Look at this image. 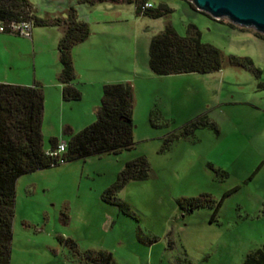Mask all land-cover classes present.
<instances>
[{
    "label": "rangeland",
    "instance_id": "rangeland-1",
    "mask_svg": "<svg viewBox=\"0 0 264 264\" xmlns=\"http://www.w3.org/2000/svg\"><path fill=\"white\" fill-rule=\"evenodd\" d=\"M28 2L38 17L66 10L65 17L73 7L90 31L116 30L100 35L95 44L102 47L88 45L83 51L87 85L78 89L85 96L68 114L75 124L95 102L97 85L126 83L115 80L130 76L119 68L133 66L140 73L128 82L135 99L132 149L60 163L17 179L10 264H80L82 254L100 250L112 254L113 264H245L264 245V39L251 28L213 19L185 0H148L154 7L172 9L158 19L137 16L127 3ZM167 24L180 36L189 25L196 26L201 41L222 52L221 70L141 73L149 68L151 39ZM44 28L33 26L32 31ZM18 48H0V83L25 81L35 65L39 73L45 64L41 49L34 55L23 41ZM230 56L249 58L260 76L230 65ZM152 111L157 125H152ZM52 114L47 111L44 120V149H50L47 133L56 124ZM201 116L216 129L200 128L163 148L166 135ZM62 139H68L63 132ZM141 156L149 162L150 177L128 182L117 195L128 206L127 214L102 195L125 164ZM203 194L222 200L217 212L201 208L182 213L178 199ZM61 239L73 240L77 248Z\"/></svg>",
    "mask_w": 264,
    "mask_h": 264
},
{
    "label": "trees",
    "instance_id": "trees-1",
    "mask_svg": "<svg viewBox=\"0 0 264 264\" xmlns=\"http://www.w3.org/2000/svg\"><path fill=\"white\" fill-rule=\"evenodd\" d=\"M85 4L101 2L127 3L135 7L137 16L158 19L167 17L172 9L166 4L144 8L148 0H80ZM186 1V0H185ZM30 21L35 27H60L63 35L57 51L61 70L57 81L62 85V98L67 102L81 99V91L73 85L76 78L72 49L85 42L90 28L79 21L76 9L70 7L65 17H38L28 0H0V22ZM258 37L264 39V35ZM230 65L244 68L256 77L260 70L254 67L249 58L230 56ZM149 69L155 75L208 74L221 70L222 52L201 41V33L194 25H189L186 34L180 36L171 24L155 35L149 44ZM133 86L126 83L106 84L97 110L96 120L78 132L66 127L63 134L68 137L67 148L58 157L46 155L43 148L42 123L44 112V93L41 85L22 86L0 83V264H10L12 223L15 213V189L19 177L60 164V159L70 162L102 154H117L134 146ZM152 125H157V113L151 112ZM204 127L216 129L205 116L186 123L179 132H172L164 138V149L175 141L192 136ZM59 141L50 139L51 149H56ZM148 160L141 156L127 162L118 174L116 181L102 195L103 201L117 206L122 212L130 214L128 206L117 199L118 193L130 181H144L150 177ZM222 200L216 201L210 195L187 197L177 200L182 213L189 214L201 208H213L217 212ZM64 221L67 214L62 213ZM76 249V243L63 240ZM80 264H113L112 254L103 250L88 251L80 257ZM245 264H264V245L249 254Z\"/></svg>",
    "mask_w": 264,
    "mask_h": 264
},
{
    "label": "crops",
    "instance_id": "crops-1",
    "mask_svg": "<svg viewBox=\"0 0 264 264\" xmlns=\"http://www.w3.org/2000/svg\"><path fill=\"white\" fill-rule=\"evenodd\" d=\"M64 12H66V10L50 15L48 14L44 18L62 17L63 16L62 14ZM99 29L100 31L98 32H94L91 30L88 39L85 42L76 45L72 49L73 64L76 73V78L73 81V85L77 89L78 86L80 85H84V84L87 85V81H85V79L83 78L82 67H81L82 65L81 60L83 58L82 54L83 51H85V47H87L88 45H91L92 47L98 45L101 46V42L99 44H95L97 43V40L99 39L100 35L108 34L109 33L108 30H110L111 33L113 31L114 32L116 31L115 29H111V28H107V29L99 28ZM62 35H63V29L60 27H45L42 30H34L32 31L31 39L22 38V37L17 38L16 35L13 34L0 33V48H6L7 50H11L12 52L15 49L20 50L18 48V44L20 43V41H23L27 45V47L32 50L34 55H36L39 49H41L40 50L41 54H44V56H46L45 64L42 66L39 73L37 72L35 65V69L32 77L28 76L25 81L15 82L14 84L22 85V86H33L35 84L41 85L44 93V112H43L42 132H43L44 120L47 111L53 110L52 116L56 118V124L55 125L52 124V130L48 131L47 136L56 139H58V136L64 131L66 127L71 128L73 132H78L83 128L87 127L88 125L92 124L95 118L97 117V110L101 103L102 89L104 84H106V82H115V81H104L103 83H101L99 87L98 85L96 86V89L93 94L95 95V102L92 104V106L89 109L83 110V118L81 123L75 124L69 118L68 114H70L69 112H73L74 109L77 107L76 103L83 102V98L85 95L81 91L82 94L81 99L77 102H67L64 101L62 98V85L57 81V76L61 70L57 45ZM21 38L24 40H22ZM117 50L118 53H121L119 47ZM77 66H79L80 73L78 72ZM119 72L129 74L130 76L125 77L123 75V77H117L118 79H115L116 82H132L131 80L137 78L140 73L139 70L133 66H129L128 68H119ZM141 73L147 76L151 75L150 74L151 71L149 70V68H146V66L145 68H143V71ZM133 117H134V113H133ZM58 141L60 142V140ZM61 142H67V139H62ZM44 150H49V148Z\"/></svg>",
    "mask_w": 264,
    "mask_h": 264
},
{
    "label": "water",
    "instance_id": "water-1",
    "mask_svg": "<svg viewBox=\"0 0 264 264\" xmlns=\"http://www.w3.org/2000/svg\"><path fill=\"white\" fill-rule=\"evenodd\" d=\"M213 19L251 28L264 35V0H186Z\"/></svg>",
    "mask_w": 264,
    "mask_h": 264
},
{
    "label": "built area",
    "instance_id": "built-area-1",
    "mask_svg": "<svg viewBox=\"0 0 264 264\" xmlns=\"http://www.w3.org/2000/svg\"><path fill=\"white\" fill-rule=\"evenodd\" d=\"M153 5L151 3H146L144 8H151ZM33 24L30 21H19V22H0V33L1 34H13L23 38L31 39L32 37ZM66 142H59L56 149L46 150V155L50 157H58L66 151ZM60 162L63 161L60 159Z\"/></svg>",
    "mask_w": 264,
    "mask_h": 264
}]
</instances>
